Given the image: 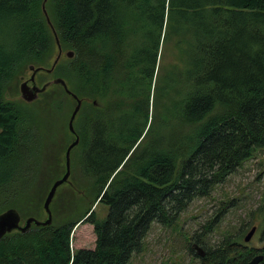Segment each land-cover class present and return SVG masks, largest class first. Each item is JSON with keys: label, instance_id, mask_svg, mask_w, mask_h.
Here are the masks:
<instances>
[{"label": "trees", "instance_id": "16d2710c", "mask_svg": "<svg viewBox=\"0 0 264 264\" xmlns=\"http://www.w3.org/2000/svg\"><path fill=\"white\" fill-rule=\"evenodd\" d=\"M42 2L0 0V213L19 208L26 198L22 216L40 219L46 217L43 203L52 183L65 170L54 162L53 151H43V134L36 157L38 124L25 126L7 92L22 66L52 64L55 39ZM47 9L63 48L76 51L55 70L61 69L56 76L83 98L80 120L85 98L99 101L114 82L135 105L114 123L89 121L87 137L75 126L84 146L78 157L83 170L109 207L105 220L88 219L95 248L73 251L72 232L79 222L56 218L50 226L33 225L1 238L0 264H129L143 250L153 223L172 225L195 198L209 196L264 148V0H48ZM177 41L184 91L170 109L175 120L166 139L161 120H149L150 89L162 76L168 78L163 91L173 84L175 71L165 75L164 57ZM70 74L83 78L84 90ZM48 75L40 72V83ZM55 86L66 94L61 84ZM51 95L48 88L35 102L42 108L40 126L52 107ZM72 182L57 190L54 217L65 210L72 214L76 207L73 198L57 203L63 186L87 192L85 185ZM260 252L264 249L227 236L200 258L201 264H247Z\"/></svg>", "mask_w": 264, "mask_h": 264}, {"label": "rangeland", "instance_id": "374dc122", "mask_svg": "<svg viewBox=\"0 0 264 264\" xmlns=\"http://www.w3.org/2000/svg\"><path fill=\"white\" fill-rule=\"evenodd\" d=\"M54 48L55 50L50 56L49 63L53 62L58 53L56 41L52 46V49ZM180 49L181 42L177 41L176 46H170L168 53H165L164 58L168 60L164 69L166 71L165 75L175 71V75L172 76L174 77V82L170 85V88L163 91V87L168 84V78L166 79L162 76L159 82L155 84V87L152 85L150 89L149 120L152 116L158 121L161 120L164 126L161 131L162 133L166 132V139L169 138L171 132V123L175 120L171 116L170 109L172 106L179 104L184 91L182 76L184 66L181 65ZM67 59L64 53L60 64L66 63ZM23 68L22 66L17 74L19 77L14 80L8 89L7 97L18 104L15 106L18 113L21 114L22 122H25V126H36V122L38 124V127L36 126L38 129V145L35 147L36 157L38 158L41 153L39 149L41 147V134H43V151L46 152V155L48 152L53 151L55 153L54 162L59 165L63 163V170H65V153L69 144L74 140V137L69 134L68 123L75 109L76 101L71 96L70 98L67 93L65 94L58 86L54 84L50 86L52 107L48 114H45L44 122L40 126V121L38 120L42 111L40 104L35 103V101L29 103L32 105H24L20 101L22 98L20 96L19 82L22 77L29 78L31 76V72L27 70L28 65ZM61 71V69L58 72L55 70L46 77L45 82L57 77L56 75L61 73ZM70 75L78 90H84L81 88L83 78L77 79L74 74ZM17 84H19L18 88ZM113 85L110 84L109 87L105 88V94L103 98L99 97V101L85 98L83 118L80 120L78 116L81 112L80 109L75 119V126L81 127L85 137L90 134L88 130L90 127L89 121L95 123L94 120L96 119L97 122L114 123L119 115L125 112L130 113L133 110L135 102L127 97V91L123 90L124 88L115 82ZM90 104L99 106L100 109L95 110L93 109L95 107L90 106ZM93 114L95 116L98 115L100 119L97 120ZM149 126L150 123L145 129L143 136L149 130ZM82 147L84 146H79L78 144L72 150V174L70 180L85 185L82 188L87 189V192H72L69 185L63 186L60 189L57 203H63L73 198L76 207L71 211L73 212L72 214H68V210H65L62 214L56 212L54 217V219L57 218L58 223L64 221L79 222L75 224L72 232L71 248L73 251L82 248H95L97 237L94 224L88 219L91 217L95 221H103L107 217L109 210V207L98 199L96 187L91 185L92 178L83 170V160L78 158ZM42 160L46 162L48 158H42ZM17 206L20 209L15 206L12 207L22 212L27 207L26 198L22 199ZM220 213L219 219L214 221ZM63 215L65 219H63ZM28 216L31 215H23V217ZM212 223L213 228L211 231L201 235L202 242L197 241V234L206 232V229H209L207 226ZM253 227H256V231L247 243L251 246L262 248L264 246V238L262 237L264 230V148L257 149L253 156L244 161L224 183L217 185L209 196L195 198L188 208L177 216L176 221L172 225H163L160 222L153 223L145 239L143 250L134 254L129 264H201V258L192 249L193 244H200L206 250L208 247L217 246L227 236H235L245 241V236Z\"/></svg>", "mask_w": 264, "mask_h": 264}, {"label": "water", "instance_id": "95a60500", "mask_svg": "<svg viewBox=\"0 0 264 264\" xmlns=\"http://www.w3.org/2000/svg\"><path fill=\"white\" fill-rule=\"evenodd\" d=\"M47 2L48 0H43L42 10L47 19V23L50 26L52 33L54 35L56 45L58 48V53L50 66L36 65L34 63L28 65V72H31V76L29 78L22 77L19 87L20 96L25 102L32 103L40 99L41 94L47 91L48 88L53 84L54 85L61 84L64 87L66 93L76 101L75 109L68 123L69 131L74 135L75 138L69 144L65 153L66 164H65L64 174L52 183L45 197L43 207L46 213V217H44L43 219L37 218L36 216L23 217L19 212V210L14 207L6 209L5 211L0 213V239L3 238L6 234L12 233L14 231L27 232L32 228L33 225L35 226L52 225L54 222V215L52 212L51 205L57 193V190L59 189L60 186H62L65 183L74 186L73 182L70 180L72 174V150L80 142V135L75 129V119L78 115V112L82 108L83 98H81L77 93H75L69 87L67 81L62 77H55L52 80H49L41 85L36 82V75L39 74L40 72L51 74L55 71L57 65L62 60V55L64 53L70 59L74 58L76 54V51L74 49L65 50L63 48L58 31L55 25L53 24L50 14L48 12ZM255 231H256V227H253L249 231V233L245 236L246 242H249L251 240ZM262 248L264 249V246ZM192 249L197 253L199 257H204L206 255V250L199 244H193ZM263 262H264V253H258L247 264H263Z\"/></svg>", "mask_w": 264, "mask_h": 264}, {"label": "flooded vegetation", "instance_id": "af4514ba", "mask_svg": "<svg viewBox=\"0 0 264 264\" xmlns=\"http://www.w3.org/2000/svg\"><path fill=\"white\" fill-rule=\"evenodd\" d=\"M26 78V77H25ZM36 82L38 83V84H43V83H40V81H39V78H38V74L36 75ZM261 253V252H260Z\"/></svg>", "mask_w": 264, "mask_h": 264}, {"label": "bare ground", "instance_id": "6f19581e", "mask_svg": "<svg viewBox=\"0 0 264 264\" xmlns=\"http://www.w3.org/2000/svg\"><path fill=\"white\" fill-rule=\"evenodd\" d=\"M200 245V244H199Z\"/></svg>", "mask_w": 264, "mask_h": 264}]
</instances>
